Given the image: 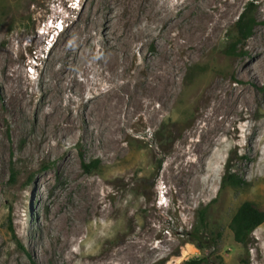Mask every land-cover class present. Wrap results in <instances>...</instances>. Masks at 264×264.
I'll return each mask as SVG.
<instances>
[{
    "label": "rangeland",
    "instance_id": "rangeland-1",
    "mask_svg": "<svg viewBox=\"0 0 264 264\" xmlns=\"http://www.w3.org/2000/svg\"><path fill=\"white\" fill-rule=\"evenodd\" d=\"M159 2L166 21L150 0L116 9L103 0H0V264H124L130 259L121 252L146 240L158 251L142 264H264V222L247 245L230 227L244 201L264 209L263 82H245L256 95L250 110L231 115L212 151L184 170L197 160L194 145L212 105L226 87L242 86L246 62L264 53V0ZM227 2L235 8L211 43L176 51L201 11ZM250 2L257 23L231 55L233 25ZM73 27L85 29L73 68L86 55L90 84L67 87L61 113L47 120L51 71L62 66ZM163 50L180 59L165 104L147 93L163 72ZM121 84L142 102L125 103L114 122L98 119L96 97ZM229 167L243 185L223 184Z\"/></svg>",
    "mask_w": 264,
    "mask_h": 264
},
{
    "label": "bare ground",
    "instance_id": "bare-ground-1",
    "mask_svg": "<svg viewBox=\"0 0 264 264\" xmlns=\"http://www.w3.org/2000/svg\"><path fill=\"white\" fill-rule=\"evenodd\" d=\"M103 1L106 2V5L109 8H113V7L115 8V6L117 7L120 5H123V7L127 6L125 5L127 0H103ZM141 1H144V0H141ZM150 1H151V4L149 3L150 7L153 6L154 12L159 11L161 19L163 21H166L169 18V13L166 7H164L165 4L164 5L161 4L159 0H150ZM186 1H190V0H184V2ZM95 6L96 7L93 12L94 16L92 15L91 20H92V23L96 24L99 22L98 17H96L97 9H98L97 3L95 4ZM150 7H149L148 12H150ZM234 8H235V2L233 3L227 2L226 7H223L220 9L217 8L215 12H209V11H204V10L201 11L198 17V20H196L197 22L191 25H189L190 23L188 24L189 25L188 28L186 27L187 29H185L184 32H181L183 33V37H181L180 41L177 40L178 42L175 45H173V47L175 46L176 51H184L187 47H189L187 49H190L191 51H197V49H199L200 47L211 43L214 37L216 35L218 36V33L220 32L221 27H223L222 26L223 22L225 21V19H227L230 16ZM84 30H85L84 28L73 27L71 31L77 32V36L75 38L66 37L64 39L65 45L62 50L63 52L61 53L63 64L62 66L54 68L53 71H51V81L48 83V88H47L48 100L47 101L51 102L49 104L50 109L48 110V112L47 111L43 112V116L47 120L48 119L51 120V118L55 117L60 112V104H61L60 102H61L62 94H63V91H65L67 87L74 89L75 92L85 91L89 87L91 74L93 73V65L89 62L86 55L81 54L82 51L80 52L81 60L79 61L81 63L77 67L73 68V59L75 56L73 47H74V44L79 42L78 38L80 37V34ZM46 32L47 31L45 32L43 31L42 33L46 34ZM189 54H193V52L192 53L190 52ZM263 54L258 56L259 58L256 63L253 62L255 64L246 62L243 74L246 75L247 78L246 77H245L246 79L243 78L244 76L239 77L240 83H242V86L226 87L227 93L221 95V97L217 100V102L212 105V108L210 112L208 113V116L206 117V125L202 127L203 129L200 133V140L196 141L194 145L195 151L197 150L199 152L197 160L195 162L190 161L191 164L190 165L187 164L184 170L190 171L192 170L191 168H196L195 167L196 163L201 162L204 158H206L204 157L205 155L204 153L210 150L212 151V149H210L212 147V144L214 142L216 143L217 141L219 142L220 140L219 131L221 129L223 130V128L226 127L225 125L229 123L228 122L229 120H231L230 119L231 115L238 114L243 109H249L250 106L252 107V104H253L254 99L256 98V95L253 92L254 90L253 91L250 90L249 86L245 85V82L247 84V81H252L258 85H260L262 82L264 83V55ZM177 55L178 54L171 52L169 50L161 51V55L158 59V63H160V69L163 72L162 74L159 75V79L157 81L151 82L147 88L148 95H151L152 97L156 98L158 101L164 104L168 101L171 90L174 87L175 82H176L173 71H174V68L178 64V61L180 60ZM109 61H112V60L109 59ZM73 86L74 88H72ZM102 92L103 94L100 93V95L96 97V110L98 111L97 118L102 119V117H104L107 123L114 122L113 117L116 115V113L121 109V107L125 103L130 101L133 104H136V106H138L142 102V99H139V97L136 96L137 94L135 95L134 90L131 88L129 84H121L117 87L107 88L103 90ZM242 106H245V107L242 108ZM219 114L223 115L222 118L217 117ZM111 130L113 129L111 128ZM62 131L63 130H61L60 133ZM111 135H112V142L111 141L110 142L112 143L111 145L115 147L117 140L114 138L113 132L111 133ZM199 164L200 163H198V166ZM184 170H181V172H183ZM195 176H194V179H195ZM133 243L132 245L134 247L132 246L130 252H128L127 254L124 252L125 255L122 254L121 252V255H123V256H120L121 260H124V258L125 260L128 258L131 260L130 261L128 259L129 262L124 263V264H142L148 259L149 256H151L152 254L158 251V247L154 246L149 240L139 241V242L137 241L135 244Z\"/></svg>",
    "mask_w": 264,
    "mask_h": 264
},
{
    "label": "trees",
    "instance_id": "trees-1",
    "mask_svg": "<svg viewBox=\"0 0 264 264\" xmlns=\"http://www.w3.org/2000/svg\"><path fill=\"white\" fill-rule=\"evenodd\" d=\"M253 12V3L250 2L235 21L232 29L233 34L231 35L232 39L228 46L229 54H238L239 46L244 44L252 35L257 23ZM15 176L16 173L12 170V178ZM223 184L239 187L244 184V181L237 172L232 171L231 167H229L223 177ZM204 214V211H201V219L204 218ZM263 222L264 209L257 206L254 202L247 200L238 206L231 219L230 227L233 231L235 240L243 245H247L252 232Z\"/></svg>",
    "mask_w": 264,
    "mask_h": 264
}]
</instances>
